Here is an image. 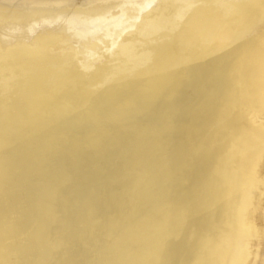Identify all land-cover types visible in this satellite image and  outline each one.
I'll return each instance as SVG.
<instances>
[{
	"label": "bare ground",
	"instance_id": "obj_1",
	"mask_svg": "<svg viewBox=\"0 0 264 264\" xmlns=\"http://www.w3.org/2000/svg\"><path fill=\"white\" fill-rule=\"evenodd\" d=\"M0 264H264V0H0Z\"/></svg>",
	"mask_w": 264,
	"mask_h": 264
}]
</instances>
